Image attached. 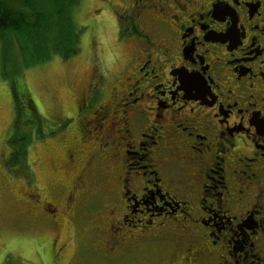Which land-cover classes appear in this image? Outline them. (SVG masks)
I'll list each match as a JSON object with an SVG mask.
<instances>
[{"label":"flooded vegetation","instance_id":"1","mask_svg":"<svg viewBox=\"0 0 264 264\" xmlns=\"http://www.w3.org/2000/svg\"><path fill=\"white\" fill-rule=\"evenodd\" d=\"M126 4L125 36L140 44L128 77L102 104L100 75L65 119L77 131L62 172L71 185L43 208L57 225L79 215L101 167L107 258L156 261L168 247V264H240L249 248L264 264V0ZM26 203L44 206L35 192ZM214 209L228 226L208 232ZM234 228L247 238L239 247ZM70 251L54 256L63 264Z\"/></svg>","mask_w":264,"mask_h":264},{"label":"rangeland","instance_id":"2","mask_svg":"<svg viewBox=\"0 0 264 264\" xmlns=\"http://www.w3.org/2000/svg\"><path fill=\"white\" fill-rule=\"evenodd\" d=\"M126 8V0H78L71 13L81 33L80 49L69 59L55 54L47 62L30 65L25 64L17 41L8 51L0 48V264H61L54 255L66 245H70L71 258L63 264H168L161 261L167 260L168 247L157 251L156 261L147 255L117 261L106 257V235L96 229L103 227L106 218L101 167L79 215L68 214L57 225L43 208L47 202L60 206L63 190L71 185L62 172L71 169L65 149L75 141L77 131H65V119L81 108L97 77H106L102 96L97 98L102 104L110 103L113 88L121 90V81L128 77L127 69L140 44L125 36ZM151 36L156 40V32ZM20 94L33 101L34 111L28 100H20ZM12 140L16 143L11 144ZM21 147H25L26 158L12 159L13 150ZM34 192L40 194L44 206L26 203ZM166 203L175 208L177 202ZM180 217L178 213L174 218ZM227 218L214 209L208 232L227 225ZM232 236L233 247L247 241L235 228ZM255 254L246 248L236 256L240 264L243 260L259 264L252 257Z\"/></svg>","mask_w":264,"mask_h":264},{"label":"trees","instance_id":"3","mask_svg":"<svg viewBox=\"0 0 264 264\" xmlns=\"http://www.w3.org/2000/svg\"><path fill=\"white\" fill-rule=\"evenodd\" d=\"M78 0H0V48L17 41L25 64L44 63L57 54L69 59L79 51L80 30L72 18ZM26 59V60H25ZM34 111V103L25 94ZM20 106V105H19ZM15 140L10 141L11 144ZM25 147L13 150L12 159H25Z\"/></svg>","mask_w":264,"mask_h":264}]
</instances>
